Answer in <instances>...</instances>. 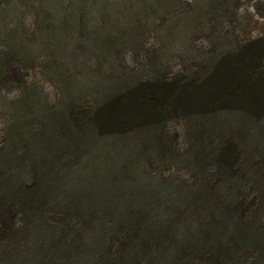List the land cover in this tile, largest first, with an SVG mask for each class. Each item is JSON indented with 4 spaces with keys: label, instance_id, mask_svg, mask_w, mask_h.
<instances>
[{
    "label": "trees",
    "instance_id": "trees-1",
    "mask_svg": "<svg viewBox=\"0 0 264 264\" xmlns=\"http://www.w3.org/2000/svg\"><path fill=\"white\" fill-rule=\"evenodd\" d=\"M88 3L0 0V264H264V172L240 174L234 144L191 152L186 160L214 163L188 187L152 183L139 164L177 155L149 132L167 107L203 114L245 101L264 111V36L199 85L144 80L91 105L86 89L58 84L54 109L29 71L43 56L56 87L62 63L84 64L89 49L62 26Z\"/></svg>",
    "mask_w": 264,
    "mask_h": 264
},
{
    "label": "rangeland",
    "instance_id": "rangeland-1",
    "mask_svg": "<svg viewBox=\"0 0 264 264\" xmlns=\"http://www.w3.org/2000/svg\"><path fill=\"white\" fill-rule=\"evenodd\" d=\"M78 17L62 27L75 34L72 38L82 51L89 49L84 64L72 58L62 63L66 66L62 75L56 74L53 87L42 76L45 59L39 55L27 78L54 109L59 104L58 84L86 89L91 105L144 80L199 85L239 44L264 36V0H91ZM0 52L5 54L2 46ZM219 103L203 114L167 107L164 117L151 126L149 132L161 141V149L177 154L139 162L152 183L178 181L188 187L202 180L199 170L210 172L213 160L186 159L196 151L209 156L225 140L236 146L240 174L264 172V111H252L245 101ZM138 178L132 175L129 180L137 183ZM257 219L264 225V213Z\"/></svg>",
    "mask_w": 264,
    "mask_h": 264
}]
</instances>
